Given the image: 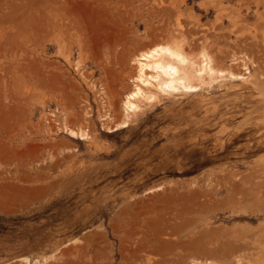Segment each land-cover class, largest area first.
Returning a JSON list of instances; mask_svg holds the SVG:
<instances>
[{"label": "rangeland", "instance_id": "obj_1", "mask_svg": "<svg viewBox=\"0 0 264 264\" xmlns=\"http://www.w3.org/2000/svg\"><path fill=\"white\" fill-rule=\"evenodd\" d=\"M95 1L112 7L119 0ZM120 1L129 8L122 26L135 45L150 40L147 27L159 36L177 29L181 16L179 29L190 40L217 44L224 67L246 76L207 78L196 91L159 95L116 126L124 109L106 104L104 73L88 51L85 58L73 45L67 62L55 49L51 60L66 71L75 110L94 126L88 139L62 130L77 127L64 117L59 129L45 131L46 116H61V109L44 107L30 71V62L43 58L42 0H0V217L27 219L0 236V264H64L78 246L118 264L123 245L135 247L139 233L154 229L185 240L207 229L264 233V8L238 0ZM241 53L257 67L233 63ZM84 70L96 73V84L83 81ZM11 134L24 144H13Z\"/></svg>", "mask_w": 264, "mask_h": 264}, {"label": "bare ground", "instance_id": "obj_2", "mask_svg": "<svg viewBox=\"0 0 264 264\" xmlns=\"http://www.w3.org/2000/svg\"><path fill=\"white\" fill-rule=\"evenodd\" d=\"M226 1L233 0L218 2ZM238 2L241 5H250L248 9L252 8L251 5L264 8V0ZM128 9L120 0L112 7L95 0H42V21L41 27L39 26L41 30H38L42 34L43 58L39 60V64L36 62L38 58L26 60L31 61L30 71H35L36 75L32 73V76L38 77L36 82H39L38 86L44 96V107L55 104L61 109V116L55 115L54 118L46 116L48 126H44L45 131L59 129L57 125L61 124L59 121L64 117L63 121L76 123L77 127L71 128L65 124L62 130L65 129L73 138L82 136L88 139L90 134L87 129L90 128V124L94 126V122L90 118H85L82 111L75 110L77 101L66 92L71 86L66 81V71L58 61L51 60V51L55 49V56L65 58L67 62L71 58L73 45L80 49L84 57L87 56L85 58H88V55L83 52L88 51L93 67H99L104 73L100 80L103 81L106 104L110 108L124 109L125 113H122L121 120L116 126L126 125L128 120L126 122L124 118L130 119L131 114L140 109V103L153 102L159 95L196 91L204 85L207 78L210 80L226 76L244 78V73H236L232 71L233 69L224 67L225 59L219 58L221 53L216 50L217 44L209 47L190 40L183 30L179 29L182 26L181 16L175 21L177 29H167L165 35L159 36L154 29L147 27L145 33L150 40L135 45L136 38L130 39L132 32L122 26ZM157 13L158 11H153L152 16L156 18ZM259 14L257 10L254 14L248 13V16L256 18ZM33 41L34 45L37 44L34 38ZM29 46L31 47V44ZM210 50L216 53V59ZM244 55L241 53L240 57L236 56L233 63L240 64L242 68H246L245 70L249 69L250 63L257 67L256 60ZM229 57L232 56L228 55L227 58ZM33 62L38 64V71ZM80 65L81 70L86 67L82 60ZM0 70L2 72L3 69ZM4 75V73L0 75V85L5 83ZM95 75L96 73H88L86 70L81 73L84 82L93 80ZM33 78L36 80V77ZM97 81L94 79V84ZM78 89L82 92L81 88ZM11 97L6 96L8 110L15 105ZM17 137L18 135L11 134L9 138L15 145L24 144V139ZM66 146L69 149L74 148V145L69 143ZM6 147L14 150L16 148L7 142ZM0 149L3 147L0 146ZM160 189L161 187H157L150 192ZM177 228L175 225V230ZM179 229L178 231H181ZM167 232L162 229L143 231L138 236V239L141 236L140 241L137 239L139 242L135 243L136 246L133 243L135 247L132 248H127L121 243L123 245L120 248L121 261L118 264H264V233L259 230L223 233L207 229L187 240L174 238L177 231L175 234ZM91 247L78 246L74 259L66 260L64 264H115L110 260L105 262L102 253Z\"/></svg>", "mask_w": 264, "mask_h": 264}, {"label": "trees", "instance_id": "obj_3", "mask_svg": "<svg viewBox=\"0 0 264 264\" xmlns=\"http://www.w3.org/2000/svg\"><path fill=\"white\" fill-rule=\"evenodd\" d=\"M27 220L26 218H5L0 217V236L5 235L7 232H10L12 229V223L15 221H24Z\"/></svg>", "mask_w": 264, "mask_h": 264}]
</instances>
